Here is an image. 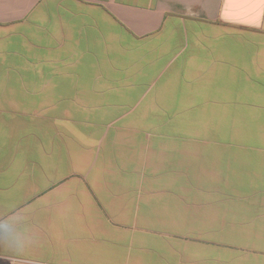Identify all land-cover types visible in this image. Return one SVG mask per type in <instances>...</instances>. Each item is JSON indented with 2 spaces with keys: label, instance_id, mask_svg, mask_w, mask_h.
I'll list each match as a JSON object with an SVG mask.
<instances>
[{
  "label": "crops",
  "instance_id": "0c3cea01",
  "mask_svg": "<svg viewBox=\"0 0 264 264\" xmlns=\"http://www.w3.org/2000/svg\"><path fill=\"white\" fill-rule=\"evenodd\" d=\"M0 264H264V0H0Z\"/></svg>",
  "mask_w": 264,
  "mask_h": 264
}]
</instances>
